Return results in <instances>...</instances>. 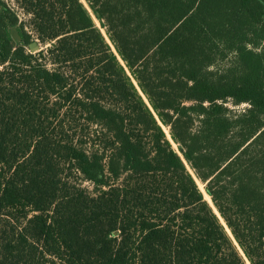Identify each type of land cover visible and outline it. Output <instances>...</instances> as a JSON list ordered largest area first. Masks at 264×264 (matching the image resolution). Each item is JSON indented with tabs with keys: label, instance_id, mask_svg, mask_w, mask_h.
Wrapping results in <instances>:
<instances>
[{
	"label": "trees",
	"instance_id": "trees-1",
	"mask_svg": "<svg viewBox=\"0 0 264 264\" xmlns=\"http://www.w3.org/2000/svg\"><path fill=\"white\" fill-rule=\"evenodd\" d=\"M0 264H264V0H0Z\"/></svg>",
	"mask_w": 264,
	"mask_h": 264
},
{
	"label": "water",
	"instance_id": "water-1",
	"mask_svg": "<svg viewBox=\"0 0 264 264\" xmlns=\"http://www.w3.org/2000/svg\"><path fill=\"white\" fill-rule=\"evenodd\" d=\"M9 32H10V35H11L12 40L14 42H19L20 41V36H19V34H18V32H17L15 27H11L9 29ZM28 48H29L30 52H36L37 50H39V46H38L36 41L30 42L28 44Z\"/></svg>",
	"mask_w": 264,
	"mask_h": 264
},
{
	"label": "rangeland",
	"instance_id": "rangeland-1",
	"mask_svg": "<svg viewBox=\"0 0 264 264\" xmlns=\"http://www.w3.org/2000/svg\"><path fill=\"white\" fill-rule=\"evenodd\" d=\"M95 23H96V25H98V23H97V21H95ZM103 31V30H102ZM229 63V58H227V59H224V60H222L221 62H219V63H217L218 64V66L219 67H224L226 64H228ZM227 106L229 107V108H232V109H242L243 107H245L244 106V104H242V105H238V106H233L230 102H228L227 103ZM165 129V132H166V134H167V136L169 137V135H168V130L166 129V128H164ZM172 145L176 148V145L175 144H173L172 143ZM201 184V183H200ZM87 186H88V184H87ZM209 202V201H208ZM211 204V203H210Z\"/></svg>",
	"mask_w": 264,
	"mask_h": 264
},
{
	"label": "bare ground",
	"instance_id": "bare-ground-1",
	"mask_svg": "<svg viewBox=\"0 0 264 264\" xmlns=\"http://www.w3.org/2000/svg\"><path fill=\"white\" fill-rule=\"evenodd\" d=\"M197 182H198L200 188L202 189V186H201L200 182H199L198 180H197ZM204 195H205V198L207 199V201H209V203H211L209 196L206 195V194H204ZM211 204H212V203H211Z\"/></svg>",
	"mask_w": 264,
	"mask_h": 264
}]
</instances>
